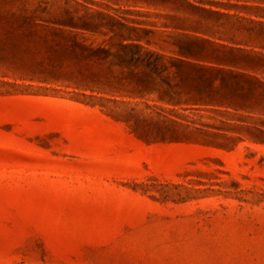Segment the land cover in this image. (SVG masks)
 <instances>
[{"label":"rangeland","instance_id":"1","mask_svg":"<svg viewBox=\"0 0 264 264\" xmlns=\"http://www.w3.org/2000/svg\"><path fill=\"white\" fill-rule=\"evenodd\" d=\"M199 1L0 0V264H264V104Z\"/></svg>","mask_w":264,"mask_h":264},{"label":"crops","instance_id":"2","mask_svg":"<svg viewBox=\"0 0 264 264\" xmlns=\"http://www.w3.org/2000/svg\"><path fill=\"white\" fill-rule=\"evenodd\" d=\"M191 19L176 28L196 38L197 46L218 49L222 71L237 75L250 104H264V0H201L188 3Z\"/></svg>","mask_w":264,"mask_h":264},{"label":"trees","instance_id":"3","mask_svg":"<svg viewBox=\"0 0 264 264\" xmlns=\"http://www.w3.org/2000/svg\"><path fill=\"white\" fill-rule=\"evenodd\" d=\"M192 39H194V41H189L188 42V45L186 44V46H187V48H192V47H194V46H197V41H196V38L194 37V38H192ZM194 58H196L197 60H198V58L197 57H194ZM213 58L216 60V59H219V57H214L213 56ZM181 62H184V61H181Z\"/></svg>","mask_w":264,"mask_h":264}]
</instances>
